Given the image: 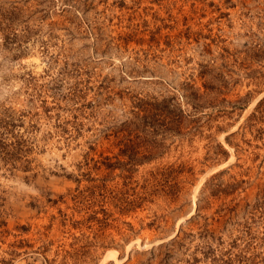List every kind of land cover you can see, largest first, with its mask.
Listing matches in <instances>:
<instances>
[{"label": "rangeland", "instance_id": "rangeland-1", "mask_svg": "<svg viewBox=\"0 0 264 264\" xmlns=\"http://www.w3.org/2000/svg\"><path fill=\"white\" fill-rule=\"evenodd\" d=\"M0 264H264V0H0Z\"/></svg>", "mask_w": 264, "mask_h": 264}, {"label": "bare ground", "instance_id": "bare-ground-1", "mask_svg": "<svg viewBox=\"0 0 264 264\" xmlns=\"http://www.w3.org/2000/svg\"><path fill=\"white\" fill-rule=\"evenodd\" d=\"M108 257H110V258L114 257L113 253H112V255H111V252H110V254H108L107 258H108Z\"/></svg>", "mask_w": 264, "mask_h": 264}]
</instances>
